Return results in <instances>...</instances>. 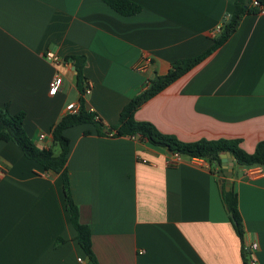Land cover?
<instances>
[{
	"label": "crops",
	"instance_id": "crops-1",
	"mask_svg": "<svg viewBox=\"0 0 264 264\" xmlns=\"http://www.w3.org/2000/svg\"><path fill=\"white\" fill-rule=\"evenodd\" d=\"M131 1L142 11L125 17L100 0H0V110L24 113L33 143L53 148L52 128L69 104L80 108L71 58L83 56L85 107L105 134L87 124L64 135L71 191L97 264H244L247 241L264 264V165L239 168L232 157V177L186 156L173 167L168 150L112 131L172 62L212 47L236 0ZM49 50L64 63L48 62ZM57 74L64 84L50 96ZM134 117L182 142L238 139L253 153L264 141V10L245 16L226 44ZM223 179L237 194L244 240L223 201ZM76 237L62 176L0 141V264H94Z\"/></svg>",
	"mask_w": 264,
	"mask_h": 264
},
{
	"label": "trees",
	"instance_id": "trees-1",
	"mask_svg": "<svg viewBox=\"0 0 264 264\" xmlns=\"http://www.w3.org/2000/svg\"><path fill=\"white\" fill-rule=\"evenodd\" d=\"M108 5L118 14L129 17L139 14L142 6L131 0H100ZM264 10V0H236L235 9L232 14L227 15L220 26V30L213 39V45L203 54L174 61L170 64L167 74L156 76L150 81L149 86L135 98H133L122 110L119 123L112 128L114 136L139 137L151 145L168 150L171 154H179L193 159H204L211 165L221 162L220 154L229 152L236 164L249 168L257 165H264V141L257 144L253 153H247L241 147V140L220 139L215 141L199 140L195 142H182L175 136L161 133L149 122H138L135 120V113L150 99L164 91L182 76L200 65L215 51L220 49L239 29L241 22L247 15H257ZM76 72V84L81 94L80 108L75 114H66L52 128L53 148L40 149L27 135L24 128L25 114L18 113L11 115L7 109L0 110V141L12 142L23 152L24 156L35 161L43 167L44 171L62 176L66 210L71 224L77 232V241L85 252L87 259L97 264L92 248V237L90 227L80 222L78 206L74 200L70 178L67 169L70 141L64 132L72 127L81 125H93L98 135H104V126L97 116L88 112L85 107L86 90L84 67L85 58L76 56L71 58ZM54 147L59 152L56 154ZM223 201L230 215L233 217L234 229L237 235L244 240V229L242 219L237 207V194L233 191H223ZM232 220V221H233ZM62 240H59L61 242ZM244 244V243H243ZM244 264H248V254L243 250Z\"/></svg>",
	"mask_w": 264,
	"mask_h": 264
},
{
	"label": "built area",
	"instance_id": "built-area-1",
	"mask_svg": "<svg viewBox=\"0 0 264 264\" xmlns=\"http://www.w3.org/2000/svg\"><path fill=\"white\" fill-rule=\"evenodd\" d=\"M220 27L217 29V32H219ZM217 35V34H216ZM45 58L48 62L56 65H60L64 63V59L57 54L56 52L49 50L45 54ZM64 84L63 77L61 74H57L52 81L49 84V90L48 93L50 96H56L62 89ZM85 90H86V95L91 92V85L87 82H85ZM67 113L68 114H75L79 110V106L77 104H69L67 106ZM45 135H41L40 139L44 140ZM181 155L179 154H172L170 160H169V165L170 166H177L180 162ZM199 161H203L204 159H195ZM205 164V163H204ZM243 250L248 254V264H258V261L256 259V252L258 250V244L255 242H244L243 244ZM79 262H82V259H78Z\"/></svg>",
	"mask_w": 264,
	"mask_h": 264
},
{
	"label": "water",
	"instance_id": "water-1",
	"mask_svg": "<svg viewBox=\"0 0 264 264\" xmlns=\"http://www.w3.org/2000/svg\"><path fill=\"white\" fill-rule=\"evenodd\" d=\"M171 153V152H169ZM221 162L218 165L219 167V175L220 176H228L232 177L233 175H237V172L234 170V163L232 159V155L229 152H223L220 154ZM239 168H242L239 166ZM234 173V174H233ZM221 183L225 182L226 190L230 191L231 184L229 182H226L224 179L220 180ZM231 218L233 220V217L231 215ZM234 222V220H233Z\"/></svg>",
	"mask_w": 264,
	"mask_h": 264
}]
</instances>
